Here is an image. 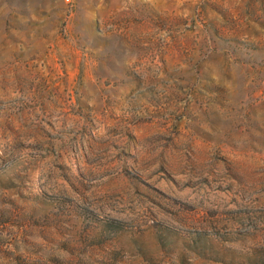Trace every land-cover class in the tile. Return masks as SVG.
<instances>
[{
	"label": "rangeland",
	"instance_id": "rangeland-1",
	"mask_svg": "<svg viewBox=\"0 0 264 264\" xmlns=\"http://www.w3.org/2000/svg\"><path fill=\"white\" fill-rule=\"evenodd\" d=\"M0 264H264V0H0Z\"/></svg>",
	"mask_w": 264,
	"mask_h": 264
}]
</instances>
